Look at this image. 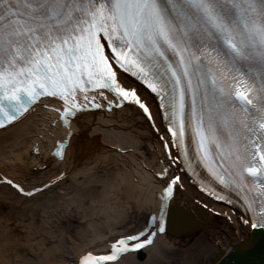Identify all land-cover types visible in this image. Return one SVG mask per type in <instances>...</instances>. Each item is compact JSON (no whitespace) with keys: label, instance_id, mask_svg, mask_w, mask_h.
Wrapping results in <instances>:
<instances>
[{"label":"snow or ice","instance_id":"snow-or-ice-1","mask_svg":"<svg viewBox=\"0 0 264 264\" xmlns=\"http://www.w3.org/2000/svg\"><path fill=\"white\" fill-rule=\"evenodd\" d=\"M122 74L144 87L156 113ZM42 98L60 102L65 125L99 109L98 99L109 111L135 104L153 128L159 116L171 163L194 177L203 169L211 179H200L201 190L226 203L237 194L244 224L264 230V0H0V129ZM64 154L61 145L56 155ZM157 179L167 208L181 177ZM0 183L27 197L52 186ZM164 219L83 264L154 245Z\"/></svg>","mask_w":264,"mask_h":264},{"label":"bare ground","instance_id":"bare-ground-1","mask_svg":"<svg viewBox=\"0 0 264 264\" xmlns=\"http://www.w3.org/2000/svg\"><path fill=\"white\" fill-rule=\"evenodd\" d=\"M37 116L29 115L0 132V171L26 191L43 188L47 183L53 185L33 197L7 184L0 185V202L10 208L0 213V264H83L89 256L108 255L112 243L143 231L149 216H158L161 182L151 172L157 160L162 159L158 156L160 143L138 110L125 108L111 115L88 114L74 120V134L63 162L47 158L42 142H38L39 155L27 154L31 143L27 136L32 135L36 142L37 137L44 136L38 129L44 121ZM156 126H160L159 116ZM65 136L66 131L59 125L50 127L45 135L50 151ZM151 143L158 148L156 152L146 147ZM24 157L28 162L23 161ZM32 165L46 168V173L37 179L28 172ZM62 173L66 179L57 182L56 177ZM184 184L186 191L177 192L171 202L165 232L157 234L155 244L140 252L123 254L109 264L232 263L237 255L234 251L251 235L249 227L211 216L195 204L198 193L187 182ZM52 197L58 200L52 202ZM45 198L47 202L40 203ZM34 202L40 204L35 207ZM24 203L23 209L18 208ZM207 204L213 211L225 210L210 201ZM61 207L66 211L59 216L65 217L70 228L61 225L63 217L53 221L59 226L43 220L36 224L31 218L40 210L45 213ZM79 218L86 225L77 224ZM14 251L19 256L13 255Z\"/></svg>","mask_w":264,"mask_h":264},{"label":"rangeland","instance_id":"rangeland-1","mask_svg":"<svg viewBox=\"0 0 264 264\" xmlns=\"http://www.w3.org/2000/svg\"><path fill=\"white\" fill-rule=\"evenodd\" d=\"M147 148H148V145L146 146ZM129 165V164H128ZM32 176H36V178L37 179H39L40 178V176L43 174V173H46V171H45V169L44 168H39V167H36V168H34V167H32L31 168V170H29L28 171ZM33 174H35V175H33ZM26 176V175H25ZM59 192H61L60 190L58 191V193ZM52 202H54L55 200H58V199H55V198H51L50 199ZM43 202H47V199L45 198V199H41L40 200V203H43ZM39 203V204H40ZM37 202H34V206L36 207V206H38L39 205ZM26 204L24 203V204H18V208H24V206H25ZM32 207V206H31ZM32 208H34V207H32ZM10 211V208H9V205L7 204V203H5V202H0V213H3V211ZM57 210V211H56ZM55 211V212H54ZM66 211V208L64 207H61L59 210L56 208H50V209H48V211L47 212H42L41 210H40V212H38V213H35L34 215H33V217H31L33 220H36V224H41V222H42V220L43 221H48L49 222V224L51 225V226H59L57 223H55V224H53V221L55 220V222H58V218H60V220H61V218L63 217V216H59V214H61V213H64ZM52 212H54L53 214H49V215H47V217H45V214H48V213H52ZM29 214H31V213H29ZM52 218V219H51ZM78 222H77V224H84V225H86L85 224V222L84 221H82L81 220V218H79L78 220H77ZM11 224V226H14L15 225V223L14 222H10ZM69 224L70 223H66L65 222V217H63V220H62V222H61V225L63 226V227H67V228H70V226H69ZM20 229L18 228V231H19ZM67 231H69V230H67ZM66 231V232H67ZM13 255H16V256H19L18 255V251H17V253H15V251H14V253H13Z\"/></svg>","mask_w":264,"mask_h":264},{"label":"water","instance_id":"water-1","mask_svg":"<svg viewBox=\"0 0 264 264\" xmlns=\"http://www.w3.org/2000/svg\"><path fill=\"white\" fill-rule=\"evenodd\" d=\"M234 252L237 255L231 264H264V231L248 236Z\"/></svg>","mask_w":264,"mask_h":264}]
</instances>
